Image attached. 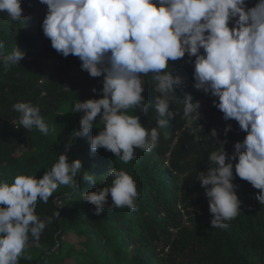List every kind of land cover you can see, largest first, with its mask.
<instances>
[{
    "label": "clouds",
    "instance_id": "clouds-1",
    "mask_svg": "<svg viewBox=\"0 0 264 264\" xmlns=\"http://www.w3.org/2000/svg\"><path fill=\"white\" fill-rule=\"evenodd\" d=\"M39 2L47 6L42 29L51 47L63 57H78L81 69L91 77H102L101 98L78 101L72 109L73 113L83 112L73 139L88 137L92 153L103 148L124 164L135 158V149L151 152L158 143V129L177 115L170 109L169 96L185 84L182 76L167 71L169 62L187 54L194 68V87L214 98L213 105L225 121L235 120L246 132L231 154L224 147L230 124L223 130V142L216 128L208 134L220 147L210 152L207 171L199 172L196 179L208 200L212 227L227 228L226 222L241 211L238 185L233 183L237 176L259 190L255 198L264 205V0H256L251 7L248 0ZM0 12L23 25L30 19L22 15L21 0H0ZM3 50L4 42L0 41V65L6 68L19 64L26 55L17 46L7 54ZM149 73L155 82L153 90L159 93L154 103H146L142 95V76ZM182 101L184 127L199 141L201 103L188 92ZM153 105L159 118L150 130L142 126L138 115L129 114L137 109L149 112ZM13 110L25 130L35 128L48 135L39 107L16 102ZM94 127L100 131L89 136ZM83 170L79 159L70 162L63 152L42 178L19 174L12 183L0 181V264H19L30 236L39 240L52 223L53 217L41 220L36 214L38 199L47 203L60 185L77 187L78 177L96 184L95 175ZM107 175L110 184L84 191L82 200L95 206L97 215L106 205L109 211L135 210L139 193L133 177L117 168ZM54 215L59 216V212Z\"/></svg>",
    "mask_w": 264,
    "mask_h": 264
},
{
    "label": "trees",
    "instance_id": "trees-1",
    "mask_svg": "<svg viewBox=\"0 0 264 264\" xmlns=\"http://www.w3.org/2000/svg\"><path fill=\"white\" fill-rule=\"evenodd\" d=\"M255 3L248 0L249 7ZM21 7L22 15L30 18L25 25L10 21L0 12L3 51L7 54L17 46L26 53L19 64L7 68L0 65V181L12 183L19 174L42 178L65 152L70 162L79 159L83 171L95 175L96 184L78 177L77 187L60 185L47 203L37 200L38 217H53V221L39 240L30 236L19 264H264V205L255 198L259 190L249 182L238 176L233 180L242 202L239 215L226 222L227 228L211 225L208 200L196 179L199 172L207 171L210 152L220 147L208 134L216 128L223 142V130L230 124L224 147L231 154L246 132L235 120L225 121L213 105L214 98L194 87V68L187 54L170 61L167 69L185 81L182 89L169 96L170 109L177 115L158 129V143L151 152L135 149V158L124 164L103 148L92 153L88 137L72 136L79 130L83 115L72 112L75 103L101 98L102 77H91L81 69L78 57H63L51 47L42 29L46 5L39 0H21ZM142 82L145 102L154 103L159 93L153 90L152 74L142 76ZM185 92L201 103L199 141L184 127ZM16 102L39 107L49 127L48 135L19 125V114L13 110ZM129 114L138 115L146 129L157 126L159 116L154 105L149 112L137 109ZM99 131L94 127L89 136ZM112 168L126 171L135 180L137 208L109 211L106 205L97 215L95 206L82 200V193L108 186L107 173ZM57 212L59 216L54 215Z\"/></svg>",
    "mask_w": 264,
    "mask_h": 264
},
{
    "label": "built area",
    "instance_id": "built-area-1",
    "mask_svg": "<svg viewBox=\"0 0 264 264\" xmlns=\"http://www.w3.org/2000/svg\"><path fill=\"white\" fill-rule=\"evenodd\" d=\"M191 64V66H193V64L192 63H190Z\"/></svg>",
    "mask_w": 264,
    "mask_h": 264
}]
</instances>
